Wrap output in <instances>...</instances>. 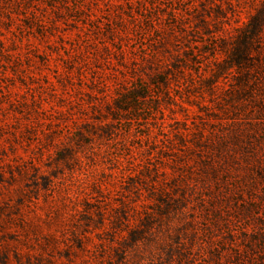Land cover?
<instances>
[{
    "label": "rangeland",
    "instance_id": "rangeland-1",
    "mask_svg": "<svg viewBox=\"0 0 264 264\" xmlns=\"http://www.w3.org/2000/svg\"><path fill=\"white\" fill-rule=\"evenodd\" d=\"M260 20L264 0H0V264H251Z\"/></svg>",
    "mask_w": 264,
    "mask_h": 264
},
{
    "label": "trees",
    "instance_id": "trees-1",
    "mask_svg": "<svg viewBox=\"0 0 264 264\" xmlns=\"http://www.w3.org/2000/svg\"><path fill=\"white\" fill-rule=\"evenodd\" d=\"M175 17H176V15H175ZM249 25H252L251 30H252L253 27H255V28H254L253 31L249 30V32L247 34L248 35L247 38H252V35H254V36L257 35L258 36L259 33L261 32V30L264 28V24L262 23L261 20L259 22H255V23H252V24L250 23ZM247 43H249V41ZM235 56L239 57L238 55H235ZM237 57H233L235 61H238V60L247 61L248 60L246 55L239 57V59H236ZM142 89L150 91L151 86H150L149 83L143 82L142 86H141V88L139 90H142ZM145 96H146L145 93L141 94L140 91H135V89H134L133 94L130 91H127V92L121 93L119 95V98H120V100L122 102L127 103L129 105L132 100L133 101H135V100L136 101H141V98H143ZM259 234H260V237H258V238H250L249 239L248 235L245 233V238L244 239H247L248 243L251 244V246H248L245 251L247 253H254L255 254L256 251L253 250L255 248L254 245H256V248L259 249V250H257L259 252V255H255V256L253 255L250 258L251 261H252L251 264L257 263L258 260H263L264 259V233L260 232Z\"/></svg>",
    "mask_w": 264,
    "mask_h": 264
}]
</instances>
